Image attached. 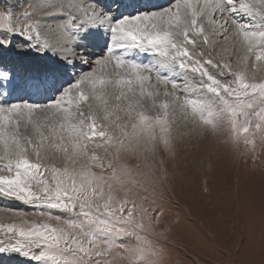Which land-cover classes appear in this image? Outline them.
<instances>
[{
  "label": "snow or ice",
  "instance_id": "1",
  "mask_svg": "<svg viewBox=\"0 0 264 264\" xmlns=\"http://www.w3.org/2000/svg\"><path fill=\"white\" fill-rule=\"evenodd\" d=\"M29 7L8 30L41 52L82 55L76 44L93 26L106 25L111 38L54 100L0 104V195L41 209L0 222V252L42 264H156L162 250L150 234L163 201H150L155 191L126 161L161 147L174 156L177 119L209 133L226 124L249 151L257 134L264 141V76L256 77L264 71V0H172L119 18L96 0ZM10 42L0 36V46ZM0 77L11 81L8 70Z\"/></svg>",
  "mask_w": 264,
  "mask_h": 264
},
{
  "label": "rangeland",
  "instance_id": "2",
  "mask_svg": "<svg viewBox=\"0 0 264 264\" xmlns=\"http://www.w3.org/2000/svg\"><path fill=\"white\" fill-rule=\"evenodd\" d=\"M39 3L41 0H0V36L11 41L7 47L1 48H8V54L23 61H31L36 56L41 63H48L46 60L55 54L39 51L36 46H30L36 43L35 40L28 41L8 30L9 24L20 27L23 13L31 11L30 5ZM132 10L126 9L121 15L135 14ZM7 14H11V20L6 18ZM105 28L106 25L96 26L97 34H102ZM88 29L91 31L90 27ZM45 38L51 43L56 42V37L47 33L42 37ZM121 52L123 50L119 54ZM125 53L144 55L138 51ZM78 56L82 58L80 55L76 58ZM150 58L144 56L136 61L147 63ZM231 62L235 63L234 57ZM85 64L84 67L78 66L82 71H76L79 73L71 83L94 66H87L88 59ZM262 76L264 71L256 73L257 79ZM171 135L174 156L161 147L155 153L126 161L134 174H143L140 178L148 183L149 190L155 191L156 196L150 201H163V215L154 220L150 234L162 250L156 264H261L264 261V141L257 134L255 149L249 151L250 146L243 138L238 146L232 142L226 124L209 133L180 119L176 120ZM161 176L164 177L162 183H153ZM145 207L148 214L155 217L152 209L157 203L149 202ZM40 210L25 201L0 195L2 223L11 222L9 213L32 215ZM0 264L42 262L18 252L5 251L0 252Z\"/></svg>",
  "mask_w": 264,
  "mask_h": 264
},
{
  "label": "bare ground",
  "instance_id": "3",
  "mask_svg": "<svg viewBox=\"0 0 264 264\" xmlns=\"http://www.w3.org/2000/svg\"><path fill=\"white\" fill-rule=\"evenodd\" d=\"M120 2L118 1L115 5L112 6V5H102L96 1V3L99 5V7L104 9L105 12H108V13L111 12L110 14L114 18H118L122 14V12H124V10H119L120 9ZM162 2H164V1L163 0H156V2H154L155 5H153L150 9L148 7H137L134 10L132 5L131 6L127 5L125 8L127 10L133 9L132 10L133 12L134 11L137 12V11L153 10V9L163 8L164 6L160 7L161 5H163ZM171 2L172 1H170L169 4ZM164 4H166V3H164ZM158 6H159V8H158ZM165 7H166V5H165ZM126 14H128V13H126ZM129 15H133V14L130 13ZM103 26H105V25H103ZM90 29L92 32L89 29H88L89 31L83 32L81 34L77 44H76V46H77L76 52L79 53V49H80V51H82V55H80L82 57L81 59H79V56L76 58V56L70 55L69 60H66L62 57L63 53L58 54V53H54L52 51H49L52 55L53 54H55V55L53 57H50V59L46 60L48 63H45V62L41 63L40 60H37L36 56H33L34 58L33 59L31 58L32 59L31 61H23V60L17 58L16 56H14L12 54H8L7 51H6V53L1 51L0 53L3 55V59H0L1 65H8V66L12 65L11 70L19 79L17 81H14L12 83V85L19 89V87L21 86V82L23 81V79L25 77L27 79H30V78H39L40 79L41 77L43 79H50L51 78L50 72H52L57 78H59L61 81H63V83H64V86L62 89V91H63L64 88H66L68 86V84H70L74 80V78H75L74 76L77 73H79L80 71H82V68H80L78 66L79 65L81 67L86 66L85 62L87 63V59H88L89 64L87 66L90 68L94 62L93 60L95 58H97V56L100 55L102 52H104L105 49H107V47L109 45L111 33L108 31L107 26L105 28V31L103 30L104 32L102 34H97L96 26L90 27ZM89 32H91V33H89ZM92 33L94 35H92ZM94 37H97L98 39H94ZM89 39H90V41L92 40L91 42L93 44L89 41ZM132 52H136V51H132ZM121 53L124 54L123 56H125V55L129 56L125 52H121ZM9 56L12 59L11 62H9L10 61ZM144 56H146V55L144 54L141 57H144ZM141 57H139L138 54L132 53L128 58L134 59V60H139ZM77 59L80 61L77 62ZM79 62H80V64H79ZM71 68H73V69L71 70ZM76 71H79V72L76 73ZM3 88H6V87H3ZM49 99H50V97L47 96L45 99V102H47ZM6 104H8V103H6Z\"/></svg>",
  "mask_w": 264,
  "mask_h": 264
}]
</instances>
